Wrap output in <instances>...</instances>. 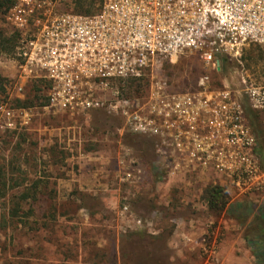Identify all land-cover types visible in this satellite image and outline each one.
<instances>
[{"label": "built area", "instance_id": "obj_1", "mask_svg": "<svg viewBox=\"0 0 264 264\" xmlns=\"http://www.w3.org/2000/svg\"><path fill=\"white\" fill-rule=\"evenodd\" d=\"M59 2L16 0L3 14L17 35L10 57L16 92L43 82L44 110L118 114L122 130L151 140L169 177H205L236 195L264 192V163L245 109L264 113V82L240 69L237 88L212 86L206 74L194 88L174 90L160 76L183 55L219 72L223 58L240 63L243 49L264 47V0H100L91 14L61 11ZM135 80L147 82L140 97ZM32 107L0 102V127L26 125ZM117 167L120 181H138L135 157L119 156ZM118 210L128 226L149 225L127 202Z\"/></svg>", "mask_w": 264, "mask_h": 264}, {"label": "rangeland", "instance_id": "obj_2", "mask_svg": "<svg viewBox=\"0 0 264 264\" xmlns=\"http://www.w3.org/2000/svg\"><path fill=\"white\" fill-rule=\"evenodd\" d=\"M59 9L74 10V4L60 0ZM0 29L11 32L3 15ZM257 46L243 49L240 63L232 59L219 72L207 70L196 55H183L160 76L174 90L194 88L206 74L212 86L237 88L240 69L264 82V55L258 57ZM10 57L0 51V74L8 80L0 102L15 106L17 98H33V93L31 85L23 94L12 87L16 70ZM38 95L26 125L0 127V218L8 219L0 226V264H255L242 237L244 225L208 208L203 191L211 180L160 172L151 140L122 130L118 114L44 110ZM130 155L142 169L135 184L119 180L117 158ZM27 189L31 196L20 201L18 216L9 218L18 201L13 196ZM228 196L264 201V192L243 196L228 190ZM124 202L149 225H126L118 216ZM202 238L213 253L203 249ZM132 245L138 254L133 263L125 256Z\"/></svg>", "mask_w": 264, "mask_h": 264}, {"label": "trees", "instance_id": "obj_3", "mask_svg": "<svg viewBox=\"0 0 264 264\" xmlns=\"http://www.w3.org/2000/svg\"><path fill=\"white\" fill-rule=\"evenodd\" d=\"M71 1L74 4L73 11L76 13L91 14L96 12L98 9V5L94 7L96 0ZM14 2L15 0H0V15H3ZM97 2L99 4L100 0H97ZM16 38L17 35L14 31L5 33L0 29V51L6 54H11L15 45ZM255 50L259 55L258 57L262 58L264 55V51L259 46L255 47ZM251 57L252 56H250L249 58ZM226 63V58H223L221 70ZM168 65H170V63L166 62L164 66L166 67ZM7 81V78L3 77L0 74V93L4 92L5 84ZM146 84V81L142 82L141 80H135L134 82H132V85L135 89V95H138L142 86ZM46 86L47 84H44L43 82H34L30 88V92L33 93V98H17L15 106H33L35 103L34 99H39L38 93L41 94L42 98H44L45 100L38 105H44L46 102V96H44L42 93L43 88H45ZM245 109L246 115L249 119V124L257 138V147L255 151L264 163V130L261 126L260 115L247 106L245 107ZM2 185L5 186V183H3ZM32 187H37V182H34L32 184ZM30 196L31 191H29L28 189L25 191H21L16 196H13L17 197L18 201H15L13 206L11 207L9 218L18 216L21 209L20 201H24ZM203 198L210 210L217 213L225 211L227 216L237 219L242 223V225H244L242 237L251 249L252 255L255 259V264H264V201L260 202L259 204L247 198L230 201L228 196V189L218 184H208V186L203 191ZM7 220V218L1 217L0 226L4 227L5 225H7ZM130 249H126L125 256H127L128 259L132 258L129 262L133 263L136 259L132 256L138 257V254L133 245L130 247Z\"/></svg>", "mask_w": 264, "mask_h": 264}, {"label": "crops", "instance_id": "obj_4", "mask_svg": "<svg viewBox=\"0 0 264 264\" xmlns=\"http://www.w3.org/2000/svg\"><path fill=\"white\" fill-rule=\"evenodd\" d=\"M83 172H85V170H84ZM85 173H86V172H85ZM88 173H92V172H88ZM80 180H81V177H80ZM88 180H89V175L86 174V176H85V182L87 181L86 183H89ZM90 184H91V183H90ZM102 187H104V185H101V188H102ZM103 189H104V188H103ZM195 221H197V219H196ZM184 235H187V234H184ZM190 235H191V234H190ZM187 236H188V235H187Z\"/></svg>", "mask_w": 264, "mask_h": 264}]
</instances>
